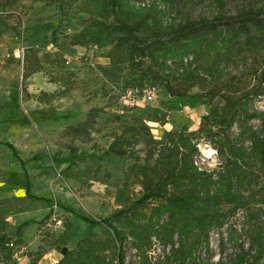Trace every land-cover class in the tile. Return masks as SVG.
<instances>
[{"label":"trees","instance_id":"1","mask_svg":"<svg viewBox=\"0 0 264 264\" xmlns=\"http://www.w3.org/2000/svg\"><path fill=\"white\" fill-rule=\"evenodd\" d=\"M188 1L67 0L79 13L80 29L66 34L63 43L58 25L45 24L51 31L46 44L85 48V61L92 67L86 60L90 55L94 64L104 58L114 68H126L127 80L111 84L110 89L95 81L94 85L101 86L95 98L110 104L135 88H162L173 97H184L197 88L193 96L204 99L208 111L196 130L182 128L167 131L164 139L148 138L143 157L136 150L139 131L116 115L112 141L101 154H94L97 160H130L122 180L111 184L114 210L104 218L81 214L100 232H90L65 254L67 238L56 232L57 211H51L38 222L40 244L26 252L29 264H38L51 250L61 252L56 264H126L132 250L141 256L137 264H211L210 238L216 230L222 234V249L227 242L235 248L231 264H264V112L252 107L264 97V1L229 15L224 0H213L216 12L198 18L177 10ZM19 4L20 0H0V42L16 30L13 22ZM24 48L23 58L15 59L24 67V79L43 71L47 64L56 70L52 79L64 87L63 95L79 89L89 92L92 85H78L75 72L67 70L69 56L52 51L39 55L34 46ZM235 57L249 61L250 68L228 73ZM217 98L222 102L216 103ZM104 111L91 105L84 120L67 124L65 136L90 139ZM155 119L163 126L168 123L165 115ZM254 120L259 121V128L252 125ZM236 124L240 132L234 137L231 131ZM244 141L250 145L240 143ZM201 142L211 144L223 158L215 169L201 170L196 165ZM65 147L76 154L75 145ZM239 211L245 212L247 243L236 226L223 235V228ZM23 227L14 236L2 229L0 264H17L14 257L23 244ZM62 228L71 231L69 217ZM157 243L163 252L156 261L149 260L147 253Z\"/></svg>","mask_w":264,"mask_h":264},{"label":"rangeland","instance_id":"2","mask_svg":"<svg viewBox=\"0 0 264 264\" xmlns=\"http://www.w3.org/2000/svg\"><path fill=\"white\" fill-rule=\"evenodd\" d=\"M224 1L225 12L232 15L243 6H259L264 0ZM177 10L194 18L210 17L216 12L213 0H189L186 5L180 3ZM79 18L76 7L69 6L67 0H20L13 22L16 30L9 31L0 42V233L4 229L8 236H14L24 225L22 239L31 250H36L39 242L38 222L51 211H57L56 218L63 219L61 225L57 224L56 232L65 235L67 249L74 250L76 243L90 232H100L99 226L82 218L81 214L104 218L114 210L111 184L122 180L130 160L112 157L97 160L94 154H101L112 141L111 131L118 125L114 120L116 115L139 131L136 150L143 157L148 138L164 139L167 131L182 128L196 130L208 111L204 99L193 96L199 92L197 88L184 97H173L158 88L154 101H140L135 105L126 99L107 104V100L95 98L101 93V86L107 90L111 84L124 83L128 76L126 68H114L97 61L92 67L85 61V48L60 49L46 44L51 38L46 23L58 25L59 41L63 43L66 34L80 29ZM20 44L27 49L34 46L39 55L52 51L58 56H69L71 64L67 70L75 72L78 85L91 84L89 92L79 89L63 95L64 87L52 79L56 70L47 64L43 71L24 79V67L15 60L21 55L17 50ZM248 68L249 61L235 57L227 72L239 74ZM97 80L102 84L100 87L94 85ZM215 102L222 101L217 98ZM91 105L105 110L92 127L91 138L71 140L65 136L67 124L84 120ZM252 107L264 112V97L256 99ZM159 115L166 116V125L156 121L155 116ZM252 125L260 127L258 120L252 121ZM239 132V124H236L231 133L236 137ZM240 143L250 145L249 141ZM65 144L75 145L76 154ZM217 159L202 164L215 169L216 162H223L222 157ZM68 217L72 220V229L66 232L62 226ZM231 226L243 232L247 243L244 211L228 221L223 228L224 236ZM221 235L217 230L211 233L208 255L213 263L231 264L235 248L227 242L222 249ZM54 254L61 252L56 250ZM128 257V264L138 263L132 251Z\"/></svg>","mask_w":264,"mask_h":264},{"label":"built area","instance_id":"3","mask_svg":"<svg viewBox=\"0 0 264 264\" xmlns=\"http://www.w3.org/2000/svg\"><path fill=\"white\" fill-rule=\"evenodd\" d=\"M17 50L21 53L18 58H23L24 53H25V48L23 46H20ZM91 55L86 58V60H89L91 64L94 65L93 62L90 61ZM70 63V59L68 61ZM156 88H147L141 91L138 88L135 89H128L126 94L124 95V99L128 100L131 105L138 104L140 101H154L157 93ZM198 148L200 153L196 156V165L199 166L201 170H212L207 167H204L202 162H206V160H212L214 159L217 161L218 159V153L217 150L209 143L201 142L198 144ZM219 163L216 162L215 166L218 165ZM54 220H56L58 225L62 224L61 220H58L54 216ZM13 245V244H12ZM210 247H211V238H210ZM163 252V246H161L159 243H157L152 250H150L147 253L148 259L152 261H156L157 258L162 254ZM133 257L135 260H140L141 256L138 255V252L136 250H132ZM211 264H218V262L213 263L212 260L210 259ZM129 263V257L126 259V264Z\"/></svg>","mask_w":264,"mask_h":264},{"label":"crops","instance_id":"4","mask_svg":"<svg viewBox=\"0 0 264 264\" xmlns=\"http://www.w3.org/2000/svg\"><path fill=\"white\" fill-rule=\"evenodd\" d=\"M96 61H97L98 64H108L109 63V60L108 59H104V58H97ZM64 98H66V97H64ZM39 244H40V240L38 242L37 248H38ZM28 250L35 251V250H31L30 247L28 245H25L24 242H23L22 246L20 247V249L18 250V252L15 254V257H14L15 261L17 262V264H29L30 260H29L28 256L26 255V252ZM54 253H56V250H51L48 253H46L38 264H41L43 261H46V264H56L58 262V260L62 257V255L59 254V255L56 256Z\"/></svg>","mask_w":264,"mask_h":264},{"label":"water","instance_id":"5","mask_svg":"<svg viewBox=\"0 0 264 264\" xmlns=\"http://www.w3.org/2000/svg\"><path fill=\"white\" fill-rule=\"evenodd\" d=\"M66 251H67V247L63 248V250H62V254H65Z\"/></svg>","mask_w":264,"mask_h":264}]
</instances>
